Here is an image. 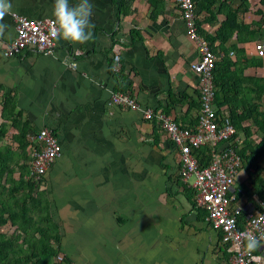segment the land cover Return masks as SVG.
Masks as SVG:
<instances>
[{"label": "crops", "instance_id": "crops-1", "mask_svg": "<svg viewBox=\"0 0 264 264\" xmlns=\"http://www.w3.org/2000/svg\"><path fill=\"white\" fill-rule=\"evenodd\" d=\"M223 1L232 9L240 5L239 0H219L212 14L195 6L201 37L215 39L225 15L214 11ZM248 1L249 12L239 22L253 26L259 20L254 13L264 8L258 0ZM78 2L69 0L70 5ZM89 2L94 38L85 44L58 39L47 56L4 57L15 23L11 15L0 21L8 25L0 37V99L13 100L14 113L28 132L50 129L61 145L36 190L47 198L58 229L59 244L52 248L66 264H229L220 232L191 204L175 147L155 121L143 117L146 110H167L181 128L197 122L199 81L190 65L199 54L186 36L180 10L174 0H162L151 17L148 0ZM121 2L128 13L118 16ZM11 3L20 16L53 18V0ZM218 45L213 40L216 52ZM234 46L255 63L242 69L241 60L235 71L244 78L264 77V59L254 54L253 42L238 43L233 36L223 47ZM229 56L234 59L233 52ZM122 81L137 110L110 103L113 94L122 93ZM242 89L252 96L250 84ZM169 94L174 102L170 109ZM0 124L7 130L0 149L7 148L16 159L21 152L13 140L18 131L1 118ZM235 142L242 143L240 138ZM24 152L29 176L28 146Z\"/></svg>", "mask_w": 264, "mask_h": 264}, {"label": "trees", "instance_id": "trees-1", "mask_svg": "<svg viewBox=\"0 0 264 264\" xmlns=\"http://www.w3.org/2000/svg\"><path fill=\"white\" fill-rule=\"evenodd\" d=\"M192 1L194 6L212 14V8L219 0ZM239 1L240 5L236 9H232L223 1L214 11L216 14L225 15L213 39L219 43L217 47L219 52L212 46L213 40L205 36L204 38L209 43L210 50L219 57L212 72L215 86L214 110L216 115L226 116L235 129L231 148L240 156L241 169L246 174V181H249V184L235 185L234 194L236 199L245 198L248 202L256 204L264 203V102H261L264 100V77L244 78L238 74L235 69L241 60H245L242 69L255 63L248 61L243 49L235 46L225 49L223 46L235 36L238 43L253 42L255 54L254 46L264 42V12L254 13L259 20L253 26L239 22V17L248 13L250 6L248 0ZM258 1L264 8V0ZM148 3L152 17V14L161 7L162 0H148ZM123 8L126 9L125 2L119 4L118 16L128 13V10L125 11ZM224 8H227L226 12ZM196 25L199 34L201 31L197 20ZM230 52L234 53V59L230 58ZM122 77L124 80L125 76ZM120 84L119 91L127 93L123 81ZM245 84L253 87L252 96L244 94L242 86ZM168 96L170 109L174 102L173 96L171 94ZM14 109L15 105L11 98L0 99V118L9 121L10 125L17 129L18 134L13 140L21 151L15 159L13 155L7 153V148L0 149V264H66V259L61 256L62 261H56L59 256L58 249H53L51 244H59L58 229L51 217L47 198L43 193L36 192L40 187L38 183H41L43 178L36 183L26 179L28 158L24 156V151L28 146L26 136L31 132L20 124V114L14 113ZM163 113L168 114L167 110ZM252 128L261 135L258 142L252 140ZM6 134V127L0 124V139L5 138ZM238 138L242 141L241 145L235 142ZM224 146L226 144H220L221 148ZM194 154L201 167L209 165L211 147H201L195 150ZM15 171L18 173L16 177ZM185 189L191 193L189 196L192 200L194 192ZM193 200L191 204L194 207ZM197 211L205 219L206 213ZM11 229L12 233L7 234L6 231Z\"/></svg>", "mask_w": 264, "mask_h": 264}, {"label": "built area", "instance_id": "built-area-1", "mask_svg": "<svg viewBox=\"0 0 264 264\" xmlns=\"http://www.w3.org/2000/svg\"><path fill=\"white\" fill-rule=\"evenodd\" d=\"M174 2L180 10L186 36L199 54V60L190 65L199 81L198 119L194 126L181 128L162 112L146 110L143 117L146 121H155L175 147L181 164L180 180L194 191V203L206 213L205 221L213 230L220 232L221 242L228 248L229 264H258L252 257L264 258V203L236 199L235 183L241 160L231 148L234 127L226 116L216 115L214 110L212 72L217 58L209 43L198 34L193 1ZM11 18L15 23V36L5 45L2 51L4 57L26 53L47 56L53 53L58 40L52 36L55 30L53 18L29 19L16 13ZM254 48L256 57L263 58L264 42L257 43ZM114 59L117 61L118 56ZM71 67L76 69L77 63L72 62ZM110 103L131 110L139 108L135 100L124 93L113 94ZM26 140L31 157V171L26 179L38 182L61 154V145L55 133L46 128L29 133ZM221 143H226V146L221 148ZM204 146L211 147V158L209 165L201 167L194 152ZM247 235H253L260 241V247L251 254L245 249ZM56 261L61 262L62 258L58 256ZM259 264H264V259Z\"/></svg>", "mask_w": 264, "mask_h": 264}, {"label": "clouds", "instance_id": "clouds-1", "mask_svg": "<svg viewBox=\"0 0 264 264\" xmlns=\"http://www.w3.org/2000/svg\"><path fill=\"white\" fill-rule=\"evenodd\" d=\"M93 5L89 0H79L74 5L69 0H53L52 17L55 30L54 38H58L73 44H85L94 38L95 25L91 22ZM11 0H0V21L6 15H14ZM8 25L0 23V37L5 35ZM232 139V138H231ZM233 142L234 141H231ZM226 144V143H224ZM245 249L248 254L255 252L260 247V241L253 235L245 236ZM253 260L262 261L261 256H253Z\"/></svg>", "mask_w": 264, "mask_h": 264}, {"label": "rangeland", "instance_id": "rangeland-1", "mask_svg": "<svg viewBox=\"0 0 264 264\" xmlns=\"http://www.w3.org/2000/svg\"><path fill=\"white\" fill-rule=\"evenodd\" d=\"M254 1H256V0H254ZM252 133H253L252 140H254L255 142H258L259 138L261 136L260 133H257L255 128H252ZM240 183L249 184V181H246V174H245L243 169H240L238 171V176L236 177V184L235 185H238ZM243 199H245V198H243ZM6 232H7V234H11L12 233V229L11 230H7Z\"/></svg>", "mask_w": 264, "mask_h": 264}]
</instances>
